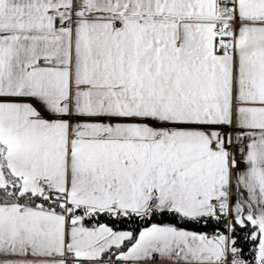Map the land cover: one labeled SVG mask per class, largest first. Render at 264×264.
Instances as JSON below:
<instances>
[{
	"label": "snow or ice",
	"instance_id": "obj_1",
	"mask_svg": "<svg viewBox=\"0 0 264 264\" xmlns=\"http://www.w3.org/2000/svg\"><path fill=\"white\" fill-rule=\"evenodd\" d=\"M0 264H264V0H0Z\"/></svg>",
	"mask_w": 264,
	"mask_h": 264
}]
</instances>
